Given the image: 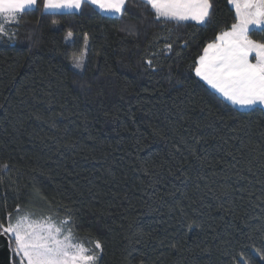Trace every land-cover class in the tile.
Returning <instances> with one entry per match:
<instances>
[{"label": "trees", "instance_id": "obj_1", "mask_svg": "<svg viewBox=\"0 0 264 264\" xmlns=\"http://www.w3.org/2000/svg\"><path fill=\"white\" fill-rule=\"evenodd\" d=\"M212 5L205 26L161 22L140 0L119 18L38 0L7 26L0 222L71 216L81 243H101L97 264H264V109L240 111L195 75L236 22L229 0Z\"/></svg>", "mask_w": 264, "mask_h": 264}, {"label": "snow or ice", "instance_id": "obj_2", "mask_svg": "<svg viewBox=\"0 0 264 264\" xmlns=\"http://www.w3.org/2000/svg\"><path fill=\"white\" fill-rule=\"evenodd\" d=\"M37 3L38 0H0V34L5 31L4 21L18 25ZM126 3L127 0H43V9L52 14L72 13L80 12L85 5H94L105 13L123 16ZM140 3L150 6L155 18L164 23L194 21L205 26L211 23L212 0H140ZM229 3L235 8L236 22L207 44L195 74L233 105L249 109L264 106V42L250 35L259 30L258 34L264 36V0H229ZM52 23L58 21L53 19ZM167 47L170 49L171 45ZM147 63L151 67L152 61ZM73 64L84 70L82 59L74 60ZM5 219L6 222H0V235L9 237L6 246L19 258V264H97L100 259L101 243L94 242V248L81 243L74 234L71 216L57 220L50 214L37 216L17 209L16 217L9 215ZM260 259L264 261V253ZM236 264L253 262L241 253Z\"/></svg>", "mask_w": 264, "mask_h": 264}, {"label": "crops", "instance_id": "obj_3", "mask_svg": "<svg viewBox=\"0 0 264 264\" xmlns=\"http://www.w3.org/2000/svg\"><path fill=\"white\" fill-rule=\"evenodd\" d=\"M232 5V4H231ZM94 9H96L98 12H100L101 14H103V15H105V16H110V17H117V18H119V17H121V16H119V15H117V14H109V13H105V12H103V11H101L100 9H98V8H96L94 5H91ZM232 7H233V9L235 10V8H234V6L232 5ZM45 12V11H44ZM45 13H48V12H45ZM65 13H67V12H65ZM72 13H79V12H76V11H73ZM236 13V12H235ZM56 14H59V13H56ZM190 23H194V24H196L194 21H189ZM197 25H200V24H197ZM203 55V54H202ZM201 55V56H202ZM197 64H198V62H197ZM196 75V74H195ZM197 78L200 80V81H202L209 89H211L214 93H216L222 100H224L226 103H228L229 105H231L232 107H234V108H236V109H238V110H240V111H248V110H251V109H249V108H241V107H239V106H237V105H233L230 101H228L226 98H224L220 93H218L215 89H213L209 84H207V82L206 81H203V80H201L198 76H197ZM256 107H260V108H262V109H264V106H256ZM255 107V108H256Z\"/></svg>", "mask_w": 264, "mask_h": 264}, {"label": "water", "instance_id": "obj_4", "mask_svg": "<svg viewBox=\"0 0 264 264\" xmlns=\"http://www.w3.org/2000/svg\"><path fill=\"white\" fill-rule=\"evenodd\" d=\"M8 240L7 236L0 235V264H12V252L6 246Z\"/></svg>", "mask_w": 264, "mask_h": 264}, {"label": "rangeland", "instance_id": "obj_5", "mask_svg": "<svg viewBox=\"0 0 264 264\" xmlns=\"http://www.w3.org/2000/svg\"><path fill=\"white\" fill-rule=\"evenodd\" d=\"M14 24H15L14 22L10 23V22H8V21H4L3 24H2L3 28L5 29L4 33L6 32L7 26H9V25H14ZM85 54H86V51L84 50L83 54H82L80 57L76 58V59H82V60H83V68H84V63H85V60H86V55H85ZM76 59H74V60H76ZM74 60H73V61H74ZM72 67H73V69H74L75 71H77V72H82L79 68H77V67L74 66L73 62H72ZM12 247L14 248L15 245L12 244ZM16 259H17L18 264H19V258L16 257Z\"/></svg>", "mask_w": 264, "mask_h": 264}]
</instances>
